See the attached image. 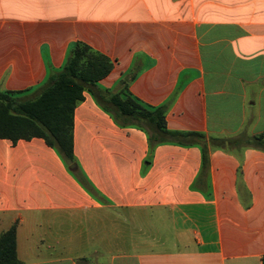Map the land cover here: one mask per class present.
Returning <instances> with one entry per match:
<instances>
[{
    "label": "crops",
    "instance_id": "1",
    "mask_svg": "<svg viewBox=\"0 0 264 264\" xmlns=\"http://www.w3.org/2000/svg\"><path fill=\"white\" fill-rule=\"evenodd\" d=\"M83 42L114 63L98 83L199 145L151 148L89 93L72 170L34 138L0 139V234L22 264H264V151L211 138L264 135V0H0V91L33 94ZM82 175L94 193L79 181Z\"/></svg>",
    "mask_w": 264,
    "mask_h": 264
},
{
    "label": "trees",
    "instance_id": "2",
    "mask_svg": "<svg viewBox=\"0 0 264 264\" xmlns=\"http://www.w3.org/2000/svg\"><path fill=\"white\" fill-rule=\"evenodd\" d=\"M113 69L110 58L83 42L77 43L63 69L51 73L33 94L0 91V139L14 144L21 140L43 139L68 165L74 164L75 111L89 92L119 126L139 127L146 131L151 148L164 143L199 145L203 151L202 175L206 176L210 166L207 137L201 133L169 130L166 116L170 103L153 109L143 106L129 95L134 77L122 80L116 91L101 89L98 83ZM209 142L221 149L264 151V135L251 137L246 132L235 138H211ZM78 178L88 191L94 193L87 179L81 174ZM0 264H22L17 254L16 225L0 234Z\"/></svg>",
    "mask_w": 264,
    "mask_h": 264
},
{
    "label": "water",
    "instance_id": "3",
    "mask_svg": "<svg viewBox=\"0 0 264 264\" xmlns=\"http://www.w3.org/2000/svg\"><path fill=\"white\" fill-rule=\"evenodd\" d=\"M71 169H72V170H76V169H77V166H76L75 164H73V165L71 166ZM79 264H83V263H79Z\"/></svg>",
    "mask_w": 264,
    "mask_h": 264
}]
</instances>
